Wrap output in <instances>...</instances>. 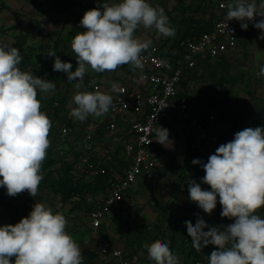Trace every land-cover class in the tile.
Listing matches in <instances>:
<instances>
[{
	"label": "rangeland",
	"instance_id": "1",
	"mask_svg": "<svg viewBox=\"0 0 264 264\" xmlns=\"http://www.w3.org/2000/svg\"><path fill=\"white\" fill-rule=\"evenodd\" d=\"M221 0H147L153 7L164 9L169 17L170 26L175 29L172 37H163L168 41L184 32L190 31L201 23H210L216 16L218 2ZM228 1V0H227ZM119 0H0L3 7L0 12V40L20 50L23 57L19 65L22 71L52 81L56 85L55 93L45 94L38 91L42 102L41 111L47 113L52 121L49 139L51 146L42 163L38 194L32 197L27 191L9 196L5 187L0 186V226L15 225L27 217L33 205L43 203L62 213L67 219L66 231L80 246L83 264H117L101 253V241L104 239L123 249L130 264H154L148 258L145 244L156 240L168 243L181 264H198L206 260L216 246L209 244L198 253L191 244L185 221L195 225L202 218L208 228L221 227L234 223V218L221 217L222 206L217 197V206L209 215L192 202L188 193V182L195 180L203 190L211 191L209 185L202 182L205 172L201 165H194L193 159L206 163L208 157L215 154L216 148L205 142L199 149L188 146L190 137L187 125L167 122L171 147L161 146V159L158 167L150 176L140 180L126 197L127 208L120 213L109 215L98 229H94L88 218V206L85 197L67 196L62 185L68 162L80 147L82 133L92 125L93 116L83 122L78 120L72 134L65 140L60 138L61 124L67 122L70 111L75 105L72 97L77 91L84 92L86 82L93 80L104 88L116 81L136 80L132 66L125 64L115 71L98 74L90 68L83 81H68L63 72L54 71L55 77L43 70L42 65L53 68L55 57L48 56L55 51L63 62L72 64L71 71L78 66L71 41L77 32L86 31L80 20L84 13L97 8L102 3L113 4ZM102 10V9H101ZM38 19L42 34L31 26V19ZM256 17V22H258ZM253 22H250L243 40L242 49L234 51L228 59H211L201 72L190 75L183 91L193 98L192 107L200 112H213L216 120L213 130L227 141L234 140L235 134L246 128H264V76L260 68L264 66V57L256 50L262 44L257 39ZM253 32V36H251ZM155 30H145L142 26L135 35L150 42ZM252 38H251V37ZM243 37V36H241ZM250 38V39H249ZM242 39V38H241ZM77 84H80L77 89ZM106 184V182H104ZM89 187L83 196L98 195L102 187ZM98 186V185H97ZM264 218V206L257 210ZM94 253V254H93ZM12 264L15 257L10 258Z\"/></svg>",
	"mask_w": 264,
	"mask_h": 264
},
{
	"label": "clouds",
	"instance_id": "2",
	"mask_svg": "<svg viewBox=\"0 0 264 264\" xmlns=\"http://www.w3.org/2000/svg\"><path fill=\"white\" fill-rule=\"evenodd\" d=\"M224 28L236 20L241 28L247 22L264 33V0H228ZM102 9V10H101ZM256 17H260L256 22ZM80 25L86 29L77 32L71 41L78 66L63 62L55 51L53 70L63 72L68 81H83L89 68L98 73L115 71L128 64L132 69L143 67L142 52L150 42L139 39L135 33L142 26L155 30L159 36L172 37L175 29L163 8L153 7L147 0H119L102 3L84 13ZM259 39L264 40V34ZM19 49L0 40V186L9 196L27 191L32 197L38 194L42 163L51 146L49 139L52 121L41 111L42 102L38 91L54 94L52 81L22 71ZM264 76V66L260 68ZM80 84H77L79 89ZM75 107L70 115L83 122L89 115L101 117L113 105V97L99 89L80 92L72 97ZM155 140L171 147L169 130L157 126ZM151 142V141H150ZM149 142V143H150ZM201 165L205 175L202 182L211 191L203 190L195 180L188 182L189 198L203 212L211 214L222 206L221 217L234 218V223L210 227L202 218L195 225L185 221L193 248L200 253L209 244L216 246L208 264H264V218L257 210L264 206V128H246L235 134L234 140L220 145L206 163L193 159ZM67 219L60 212L43 203L36 202L27 217L15 225L0 226V264H83L78 243L66 231ZM148 258L154 264H181L168 243L156 240L145 244Z\"/></svg>",
	"mask_w": 264,
	"mask_h": 264
},
{
	"label": "built area",
	"instance_id": "3",
	"mask_svg": "<svg viewBox=\"0 0 264 264\" xmlns=\"http://www.w3.org/2000/svg\"><path fill=\"white\" fill-rule=\"evenodd\" d=\"M227 3V0L218 2L213 21L200 31L170 41L153 33L150 47L141 54L143 67L133 70L137 76L133 83L120 80L104 88L93 80L86 82L85 91L99 89L113 97V105L103 119L92 121L85 128L80 147L70 161L71 175L86 185L85 189L99 177L105 179L106 184L98 195L83 196L79 192L75 195L85 197L88 218L95 230L109 215L127 208L126 197L133 186L158 167L161 146L155 140L154 129L165 119L188 126L193 148L199 149L208 142L217 149L227 143L212 128L215 114L203 115L193 108L191 94L182 87L184 79L202 71L206 60L228 57L239 49L240 22L229 21L231 32L223 26L227 8L222 5ZM76 123L78 120L70 115L69 121L60 126V138L65 140L72 134ZM101 253L117 264H130L122 248L104 239Z\"/></svg>",
	"mask_w": 264,
	"mask_h": 264
},
{
	"label": "trees",
	"instance_id": "4",
	"mask_svg": "<svg viewBox=\"0 0 264 264\" xmlns=\"http://www.w3.org/2000/svg\"><path fill=\"white\" fill-rule=\"evenodd\" d=\"M2 9H3V7L2 6H0V12L2 11ZM30 24H31V26H32V28L38 33V34H42V27H41V25H40V22H39V20L38 19H31L30 20ZM211 24V22L210 23H203V25H199V26H196L195 28H193L192 30H190V31H187V32H184L183 34H181V35H179V36H177V37H183V36H187V35H189V34H191L192 32H194V31H200L202 28H206V27H209V25ZM219 59H228V57L227 56H220V57H218ZM211 59H208V60H206V64L210 61ZM205 64V65H206ZM43 66V70L44 71H47V72H49V74L50 75H52L53 77H55L56 75H55V73H54V71H53V68L52 67H49V65H42ZM195 73H192L191 75H194ZM190 78V75H189V77L187 78V79H184L183 80V83H182V86L183 85H185L186 83H187V80ZM200 112V111H199ZM210 111H208V112H201L203 115H207L208 113H209ZM67 121H69V118H68V120ZM220 135V134H219ZM220 137H221V135H220ZM222 138V137H221ZM223 140H225L227 143H228V141H227V136H223V138H222ZM190 141H191V137H189L188 139H187V142H188V146L190 147V148H192V149H196V148H193V147H191V145H190ZM71 168H72V164H71V162H68V164H67V166H66V170H65V180H64V183H63V185H62V189L64 190V192L66 193V195L67 196H72V197H75V195L79 192L80 193V195H84V194H82V193H84L85 192V190L87 189V188H89V187H97V185H103V184H105L104 182H105V179H103L102 177L100 178H98L97 179V181L93 184V185H88V187L85 189V186L86 185H84L81 181H79V180H75L74 179V177H73V175H71V172H70V170H71ZM94 254V253H93Z\"/></svg>",
	"mask_w": 264,
	"mask_h": 264
},
{
	"label": "crops",
	"instance_id": "5",
	"mask_svg": "<svg viewBox=\"0 0 264 264\" xmlns=\"http://www.w3.org/2000/svg\"><path fill=\"white\" fill-rule=\"evenodd\" d=\"M218 10V9H217ZM259 19H260V17L258 18V21H259ZM248 23V25L250 24V22H247ZM239 30H240V32H241V35L239 36V38H238V43H239V49L238 50H240V49H242V45H244V43H243V40H244V38H245V33L246 32H243L242 30V28H241V24L239 23ZM255 31L256 32H258L257 33V39L260 41V43L262 44L261 46H259L258 47V51L256 50V55L259 53L260 55H262L261 57H264V40H262V39H259V37H260V35L261 34H264V33H262V31L260 30V29H255ZM241 36H243V37H241ZM251 36H253V32H252V34H251ZM250 36V37H251ZM242 38V39H241ZM252 38V37H251ZM250 39V38H249ZM93 118V120L94 121H97L98 120V122L99 121H101L102 119H103V116H101V117H92ZM167 122H170L168 119H165V121L161 124V126L163 127H165V125H166V123Z\"/></svg>",
	"mask_w": 264,
	"mask_h": 264
}]
</instances>
